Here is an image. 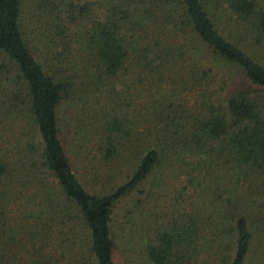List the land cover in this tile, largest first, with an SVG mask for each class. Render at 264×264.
<instances>
[{
    "label": "trees",
    "instance_id": "16d2710c",
    "mask_svg": "<svg viewBox=\"0 0 264 264\" xmlns=\"http://www.w3.org/2000/svg\"><path fill=\"white\" fill-rule=\"evenodd\" d=\"M24 5L0 0V264H13L20 249L21 264H62L65 255L68 264H113V208L164 149L189 184L213 166L228 176L208 186L212 212L191 207L157 227L145 244L153 264H193L199 251L203 264H264V6L29 0L50 18L60 44L55 64L30 51ZM64 15L78 27L69 34ZM120 71L131 74L130 96L147 91L141 109L106 86ZM83 94L94 104L83 130L97 160L137 158L124 179L99 193L75 174L61 139L59 106Z\"/></svg>",
    "mask_w": 264,
    "mask_h": 264
},
{
    "label": "rangeland",
    "instance_id": "374dc122",
    "mask_svg": "<svg viewBox=\"0 0 264 264\" xmlns=\"http://www.w3.org/2000/svg\"><path fill=\"white\" fill-rule=\"evenodd\" d=\"M80 3L84 0H73ZM264 6V0H257ZM39 10L29 5V0H25L22 7V33L32 54L41 60L47 56L50 61L57 64V58H53L59 49L57 37L53 36L46 20H50L44 13L38 15ZM40 13V12H39ZM47 17V18H46ZM66 33L69 34L78 27L76 22L71 21L64 15ZM49 28L48 32L46 31ZM43 31V32H42ZM44 34V35H41ZM46 35L53 40L46 41ZM75 45H73L74 47ZM263 51H259L261 54ZM80 53H84L81 50ZM74 47L73 54L77 55ZM67 72V66L62 64ZM74 71V68H72ZM129 71H120L113 78L107 80L106 86L114 88L120 98H130L128 107L141 109L143 107L142 96L147 94L146 90L129 95L124 82L131 76ZM77 82L80 77L73 76ZM79 100L76 97L64 100L59 106V121L62 127L61 139L64 143L66 153L75 174L83 182V185L92 192H103L116 182L125 178L137 162L135 155L129 158L114 160L112 163H102L97 160V153L92 140L84 138L83 126L88 116L94 112L93 102H85L90 95L83 94ZM120 98L118 100H120ZM140 112V111H139ZM138 112V114H139ZM138 129L141 128L142 118L136 117ZM8 135V132L5 134ZM135 151H138L136 148ZM157 161L146 174L139 185L126 197L120 199L114 206L111 214V230L114 241L113 264H153L146 253L145 244L149 239H153L156 229L160 224H164L171 217L182 213H190V208L195 212H212L214 210L213 194L209 190L215 185L217 177L228 176L224 168L213 166L209 175L195 174L194 179L198 180L192 184L187 182L183 166L171 154L170 150H162ZM195 184V185H194ZM190 185L197 188L193 190ZM210 186V188L208 187ZM195 188V189H196ZM203 230V229H202ZM19 257L13 264H21L27 255L23 249L18 251ZM204 255L199 251L193 264H203ZM70 258L62 256L59 262L68 264Z\"/></svg>",
    "mask_w": 264,
    "mask_h": 264
}]
</instances>
